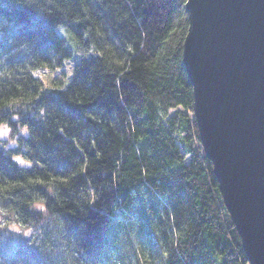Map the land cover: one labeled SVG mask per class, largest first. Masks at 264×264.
<instances>
[{
	"label": "trees",
	"instance_id": "obj_1",
	"mask_svg": "<svg viewBox=\"0 0 264 264\" xmlns=\"http://www.w3.org/2000/svg\"><path fill=\"white\" fill-rule=\"evenodd\" d=\"M186 2L0 0V264H250L192 116Z\"/></svg>",
	"mask_w": 264,
	"mask_h": 264
},
{
	"label": "water",
	"instance_id": "obj_2",
	"mask_svg": "<svg viewBox=\"0 0 264 264\" xmlns=\"http://www.w3.org/2000/svg\"><path fill=\"white\" fill-rule=\"evenodd\" d=\"M194 119L250 264H264V0H187Z\"/></svg>",
	"mask_w": 264,
	"mask_h": 264
},
{
	"label": "rangeland",
	"instance_id": "obj_3",
	"mask_svg": "<svg viewBox=\"0 0 264 264\" xmlns=\"http://www.w3.org/2000/svg\"><path fill=\"white\" fill-rule=\"evenodd\" d=\"M176 111L177 110L173 109V110L170 111V114H173ZM192 116H194V113H192ZM4 129H7V128L4 127L2 130H4ZM8 132H9V130L7 129L6 134H2V136H6L8 134ZM15 160L17 162L21 163L23 166H29V165H31V162L28 161L27 159H25L23 156H16L15 157Z\"/></svg>",
	"mask_w": 264,
	"mask_h": 264
},
{
	"label": "snow or ice",
	"instance_id": "obj_4",
	"mask_svg": "<svg viewBox=\"0 0 264 264\" xmlns=\"http://www.w3.org/2000/svg\"><path fill=\"white\" fill-rule=\"evenodd\" d=\"M6 132H7V129H4V130L0 131V135L6 134Z\"/></svg>",
	"mask_w": 264,
	"mask_h": 264
}]
</instances>
